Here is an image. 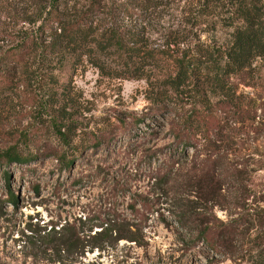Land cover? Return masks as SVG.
Listing matches in <instances>:
<instances>
[{
	"label": "trees",
	"instance_id": "16d2710c",
	"mask_svg": "<svg viewBox=\"0 0 264 264\" xmlns=\"http://www.w3.org/2000/svg\"><path fill=\"white\" fill-rule=\"evenodd\" d=\"M45 8L36 31L0 55V109L17 86L9 75L17 82L23 77L25 87L47 90L51 96L59 92L52 74L66 67L74 72L90 67L101 78L144 81L149 113L171 118L172 150L165 164L150 171V191L136 197L130 213L152 211L166 197L163 204L183 253L199 246L222 260L264 264V189L250 187L251 172L262 167L249 171L239 155L243 147L236 142L260 108L239 87L249 86L253 62L264 57V0H47ZM218 27L229 30L227 41L202 39ZM32 66L36 69L30 73ZM57 110L59 122L51 121L54 135H49L68 146L76 124L60 117L64 107ZM44 132L32 139L24 136L0 161L32 160L22 149L38 145ZM58 159L63 168L71 163L66 152ZM4 179L8 181L7 173ZM8 200L17 204L11 193ZM214 208L225 212L226 219L217 218ZM96 218L88 231H99L86 239L87 244L94 242L90 250L121 240L142 246L143 227L122 214L108 209ZM76 221L89 223V218L60 226L50 221L40 230L26 224L16 240L30 250L83 252L88 245Z\"/></svg>",
	"mask_w": 264,
	"mask_h": 264
},
{
	"label": "rangeland",
	"instance_id": "374dc122",
	"mask_svg": "<svg viewBox=\"0 0 264 264\" xmlns=\"http://www.w3.org/2000/svg\"><path fill=\"white\" fill-rule=\"evenodd\" d=\"M46 3L47 0H0V55L36 31ZM228 33L218 27L202 39L220 44L227 41ZM34 69L32 66L29 72ZM38 69L40 73L42 64ZM251 69L249 86L241 85L239 91L260 108L258 117L247 123L243 131L246 134L241 132L236 142L243 147L239 155L248 163L249 171L262 167L251 172L250 187L260 191L264 189V57L256 59ZM52 75L57 82L54 90L59 91L54 96L35 86L25 87L23 77L18 76L17 82L11 79L12 75L7 76L17 86L0 109V155L24 136L32 139L33 134L39 135L44 129L45 132L38 145L22 149L32 160L7 165L0 161V264H206L211 258L217 259L212 264H247L213 257L199 246L183 253L180 235L163 204L166 197L160 196L152 211L142 212L136 205L142 214L130 213L136 197L150 191L148 174L165 164L172 150L171 118L149 113L144 81L101 78L90 67L75 72L66 67ZM61 90L66 94H60ZM65 95L68 99L62 102ZM63 107L65 112L60 111V117L75 123L77 128L68 135V146L49 135L53 134L51 121L59 122L55 120L56 111ZM96 140L98 144L94 146ZM72 150L75 153L70 155ZM63 152L71 158L67 168L58 159ZM192 152L187 151L189 155ZM9 193L16 197L15 206L8 200ZM108 209L143 227L139 234L141 247L121 240L100 251L90 250V243L94 242L87 244L86 239L99 231L92 227L89 232L90 225ZM213 213L220 220L226 219L225 212L217 208ZM84 217L89 218V223L78 225L76 221L79 236L88 245L83 252L67 255L54 248L45 252L30 250L21 246L23 241L16 240L26 224L40 230L50 221H57L60 226L79 218L84 221ZM28 246H32L31 241Z\"/></svg>",
	"mask_w": 264,
	"mask_h": 264
}]
</instances>
